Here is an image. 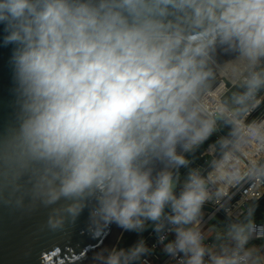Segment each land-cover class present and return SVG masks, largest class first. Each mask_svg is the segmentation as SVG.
I'll return each instance as SVG.
<instances>
[{
  "label": "clouds",
  "instance_id": "9594fccd",
  "mask_svg": "<svg viewBox=\"0 0 264 264\" xmlns=\"http://www.w3.org/2000/svg\"><path fill=\"white\" fill-rule=\"evenodd\" d=\"M0 25L13 96L0 204L51 207L52 232L87 208L94 233L114 223L155 234L152 248H105L96 264H148L157 245L174 264H264L256 202L211 244L200 228L214 195L264 186V119L245 122L264 105V0H0ZM218 51L247 74L209 116ZM217 118L228 131L210 146V171L189 167ZM253 145L260 158L241 169Z\"/></svg>",
  "mask_w": 264,
  "mask_h": 264
},
{
  "label": "water",
  "instance_id": "95a60500",
  "mask_svg": "<svg viewBox=\"0 0 264 264\" xmlns=\"http://www.w3.org/2000/svg\"><path fill=\"white\" fill-rule=\"evenodd\" d=\"M3 25H0V130L9 121L12 114L13 96L11 72L8 58L11 46L3 47ZM215 78L209 92L213 91L227 73L235 82L245 72L244 65L237 61L234 54L216 53ZM232 86L236 85L231 83ZM223 121L219 123L222 128ZM224 135L221 130L213 136ZM206 162L190 161L189 167H206ZM181 175L187 174V169L180 170ZM60 203H64L61 201ZM25 208L12 209L0 204V264H96L95 253L102 249L118 247L125 232L116 224H111L102 232L94 233L89 229V210L86 208L73 222L67 220L61 230L55 232L47 228L51 207L37 205L33 210H27L30 199L25 198ZM141 238L144 232L137 234L131 247ZM152 240L147 243L151 248Z\"/></svg>",
  "mask_w": 264,
  "mask_h": 264
},
{
  "label": "built area",
  "instance_id": "2783aa9c",
  "mask_svg": "<svg viewBox=\"0 0 264 264\" xmlns=\"http://www.w3.org/2000/svg\"><path fill=\"white\" fill-rule=\"evenodd\" d=\"M228 90L229 89L226 87L225 90L217 96L209 92L202 98L201 102L205 106L209 116L216 115V108L220 103L223 102V96L227 93ZM253 119H264V105H261V107L257 109V111L248 116L247 121L245 122L247 123L248 121H252ZM219 123L220 122H218V125ZM220 130L222 131V128H220ZM204 155L212 157V154L208 150V148L202 156ZM258 158H260V155L257 153L255 146H249L247 149H245L244 153L240 154L241 169H245L250 161L256 160ZM205 162L207 165L203 169L206 171H210L208 167L209 162L207 160H205ZM220 187V185H213L211 186L210 190L214 194L219 191ZM263 198L264 186L257 188L254 187L252 183L247 181H241L239 185L228 186L224 195L220 197H216L214 195L213 199L204 205L203 216L200 222L201 231L206 233V229L208 227H213L215 233L213 234L216 235V232L219 231L220 228L214 225L215 220H217L218 218H223L228 222L243 220L249 205L253 202H259ZM256 224L264 226V221H256ZM144 240L146 241V243L152 240L151 248L156 244V237L153 232L145 237ZM205 242L211 244L213 243V240L207 235ZM161 250L162 248L157 245L151 257H146V259L148 260V264H169L172 262L169 256H162Z\"/></svg>",
  "mask_w": 264,
  "mask_h": 264
},
{
  "label": "trees",
  "instance_id": "16d2710c",
  "mask_svg": "<svg viewBox=\"0 0 264 264\" xmlns=\"http://www.w3.org/2000/svg\"><path fill=\"white\" fill-rule=\"evenodd\" d=\"M227 86H228L229 90L223 96V102L229 101L230 97L232 96L233 93L242 91V87L235 86V85L232 86L229 83ZM227 131H228V129L222 126V133L225 134ZM217 139H218V137L213 136V138L211 139V142L209 144L204 143L195 151H193L191 153H186L185 154L186 158L189 159L190 161H194V162H198L199 160H203V161L207 160L208 162H210L212 159L211 156H208V155L202 156V155L207 150V148L208 149L210 148L209 145H211V143L213 144ZM256 203L258 204V207L256 209L255 221H258V222L264 221V198L261 201L256 202ZM227 223H228V221L223 219V218H218L217 220L214 221L215 226H221L222 224L226 225ZM151 232H152V229L149 227L146 231H144V238L147 237ZM136 236H137V233L125 231L120 242H119V244H118V247L125 248V247L131 245L132 242L134 241V239L136 238Z\"/></svg>",
  "mask_w": 264,
  "mask_h": 264
},
{
  "label": "bare ground",
  "instance_id": "6f19581e",
  "mask_svg": "<svg viewBox=\"0 0 264 264\" xmlns=\"http://www.w3.org/2000/svg\"><path fill=\"white\" fill-rule=\"evenodd\" d=\"M246 74V72H244L240 77L239 79L235 82L227 73H225L223 76L225 77H228L230 79V81L233 83V84H237L238 81ZM222 76V77H223ZM223 79V78H222ZM227 87L226 83L224 82V79L223 81L213 90L211 91V94L217 96L219 95L222 91L225 90V88ZM210 151V148L208 149Z\"/></svg>",
  "mask_w": 264,
  "mask_h": 264
},
{
  "label": "crops",
  "instance_id": "0c3cea01",
  "mask_svg": "<svg viewBox=\"0 0 264 264\" xmlns=\"http://www.w3.org/2000/svg\"><path fill=\"white\" fill-rule=\"evenodd\" d=\"M223 225V224H222ZM222 225L221 226H218L219 228H220V230H222L224 227H222ZM214 233V228L213 227H208L207 229H206V234L209 236V237H211L212 238V240H213V242H214V240H215V233ZM253 243H255V244H257V245H259L260 243H262V241L261 240H254L253 241ZM161 252H162V256L163 257H165L166 255H165V253L161 250ZM150 257H151V255H150ZM169 264H174V262H171V263H169Z\"/></svg>",
  "mask_w": 264,
  "mask_h": 264
},
{
  "label": "rangeland",
  "instance_id": "374dc122",
  "mask_svg": "<svg viewBox=\"0 0 264 264\" xmlns=\"http://www.w3.org/2000/svg\"><path fill=\"white\" fill-rule=\"evenodd\" d=\"M246 74H247V73H246ZM246 74H245V75H246ZM245 75H244V76H245ZM244 76H243V77H244ZM243 77L238 81V83H237L235 86H239V87H241ZM222 78L224 79V82L226 83V85H228V83H229V84L232 83L228 77L223 76ZM227 88H228V86H227ZM217 121L220 122L221 120H220L219 118H217ZM212 138H213V136H212V137L206 142V144H209V143L211 142V139H212ZM211 145H212V143H211ZM211 145H209V146H211ZM224 226H225V225H222V227H224Z\"/></svg>",
  "mask_w": 264,
  "mask_h": 264
}]
</instances>
